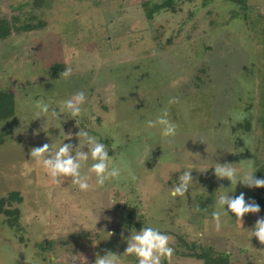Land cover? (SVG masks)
<instances>
[{
    "label": "rangeland",
    "instance_id": "obj_1",
    "mask_svg": "<svg viewBox=\"0 0 264 264\" xmlns=\"http://www.w3.org/2000/svg\"><path fill=\"white\" fill-rule=\"evenodd\" d=\"M166 2L0 0V34L3 22L8 29L0 38V92L13 99V115L0 124V200L4 210H18L16 222L0 215V264H71L82 250L138 264L123 254L131 231L143 227L169 237L174 254L162 264H202L186 257L201 248L227 250L231 264H264V245L251 236L264 216L237 221L216 203L220 193L252 201L256 188L214 175L216 163L233 164L237 181L257 178L264 165V0H170L147 17ZM77 92L86 97L79 116L37 119V101L59 112ZM165 109L175 137L147 127ZM80 129L108 141L120 180L97 185L89 159L81 172L90 188L80 191L71 177L53 183L30 157L45 143L83 145ZM185 171H192L189 190L173 197ZM213 211L222 213L218 232Z\"/></svg>",
    "mask_w": 264,
    "mask_h": 264
},
{
    "label": "clouds",
    "instance_id": "obj_2",
    "mask_svg": "<svg viewBox=\"0 0 264 264\" xmlns=\"http://www.w3.org/2000/svg\"><path fill=\"white\" fill-rule=\"evenodd\" d=\"M71 68H65L60 76L67 78L71 75ZM86 97L83 92L75 93L70 99L62 102L59 112L56 108L50 107L48 103L37 101L35 104L36 117L48 116L59 119L60 114L65 111L70 113L72 118L79 116L82 112V105L85 103ZM178 102L176 98L169 100V104ZM161 127V133L164 137H175L177 134V125L169 119V112L165 109L156 120L147 121V127ZM70 139V136H67ZM79 139L83 138L84 143H79L78 147H74L70 143H62L58 147L53 144L45 143L39 147L30 149V157L41 165L52 178L53 183H58V178L61 176L71 177L72 184L78 186L80 191H87L90 188L88 183L89 175L82 174L81 169L87 166L89 159L93 161L87 172L94 174L96 177V184L103 186L106 181L120 180L122 178V169L112 163V158L109 156L105 144L99 142L95 136L89 135L87 131L81 130L77 133ZM202 141V140H201ZM118 142V141H117ZM203 142V141H202ZM87 146L88 151H84ZM116 143L113 144L115 149ZM73 152L75 153L73 155ZM192 171H185L179 177V183L172 186L171 195L183 196L189 190V185L193 181L191 175ZM237 169L233 164L216 163L214 166V175L219 180L228 179L231 184L238 182L244 184L249 188H264V179L254 177V174H247L242 180L236 179ZM128 178L133 181L136 179L131 170H126ZM220 189H225L221 187ZM217 205L223 209V214L228 215L229 211L235 215L237 221H240L248 213H259V205L253 201H246L245 195L241 193L239 196L230 197L229 194L220 193L216 201ZM227 206L228 211L225 210ZM196 211H200L197 207ZM212 219L214 228L218 232L221 230V211H213ZM108 237L113 233H107ZM251 236L256 237L261 245H264V217L258 218L254 227L251 230ZM127 247L123 255H134L137 258L138 264H162V259H171L174 254V249L169 246V237L161 233L158 229L153 227H143L136 231L133 229L130 236L126 240ZM111 251L105 250V254L100 256L96 254L94 264H120L119 257ZM88 264V261L81 253L72 255L71 264Z\"/></svg>",
    "mask_w": 264,
    "mask_h": 264
},
{
    "label": "trees",
    "instance_id": "obj_3",
    "mask_svg": "<svg viewBox=\"0 0 264 264\" xmlns=\"http://www.w3.org/2000/svg\"><path fill=\"white\" fill-rule=\"evenodd\" d=\"M232 1V0H228ZM235 1V0H233ZM170 2H166L165 4L161 6H157L148 11L147 17L151 18L154 12L160 11L163 8L168 7L167 4ZM155 10V11H154ZM154 11V12H153ZM2 24H0V29H2ZM29 29H31V26H28ZM8 36V29L7 25L5 22H3V34H0V38H7ZM56 69H58L59 66H55ZM13 99L12 97L6 93V92H0V124L8 119L11 114L13 113ZM8 111V112H7ZM7 114L3 116V113ZM13 115V114H12ZM1 135V133H0ZM3 141H4V134H3ZM1 142V141H0ZM103 143L108 144V141H105ZM110 153L112 152L111 150L109 151ZM257 178L263 177L264 178V165L258 167L257 170ZM264 193V188H256L255 193L252 197V201L254 200L260 207V211L257 214H262L264 216V200L261 197V194ZM11 199L14 201H17L18 203L21 202V198L17 192H12L10 194ZM4 205H5V200H0V215L1 214H11V218L13 219L14 222L18 220V210H4ZM183 256V254H182ZM184 257V256H183ZM187 258L195 259L200 261L202 264H231L229 258L226 255L222 254H217L214 251H212L210 248L203 249L201 248L199 252H191L189 255H186ZM185 258V257H184Z\"/></svg>",
    "mask_w": 264,
    "mask_h": 264
},
{
    "label": "crops",
    "instance_id": "obj_4",
    "mask_svg": "<svg viewBox=\"0 0 264 264\" xmlns=\"http://www.w3.org/2000/svg\"><path fill=\"white\" fill-rule=\"evenodd\" d=\"M81 252H83L82 254H83V256L86 258V260L88 261V264H94V261H95L96 257H95V255H94L93 252H92V255H91V256H87V255H85L87 251L82 250ZM214 252H215V250H214ZM215 253H217V252H215ZM226 253H228V254H226ZM217 254H222V255L224 254V255H226V256L229 258L230 263L232 262V261H231V256H230V252H228L227 250L224 251L223 253H217ZM88 257H89V258H88ZM181 258H184V257H181ZM194 260H195V259H194ZM197 261H198V260H197ZM78 264H79V261H78Z\"/></svg>",
    "mask_w": 264,
    "mask_h": 264
}]
</instances>
